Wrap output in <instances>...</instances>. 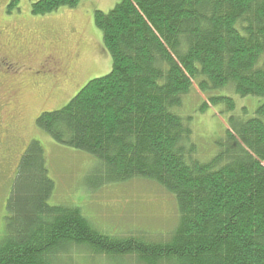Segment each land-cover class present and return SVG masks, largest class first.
Instances as JSON below:
<instances>
[{"label":"trees","instance_id":"1","mask_svg":"<svg viewBox=\"0 0 264 264\" xmlns=\"http://www.w3.org/2000/svg\"><path fill=\"white\" fill-rule=\"evenodd\" d=\"M79 3L39 0L32 11ZM94 20L111 72L37 126L97 159L90 188L147 181L174 197L177 216L163 233L115 235L78 206L51 205L55 183L33 140L7 201L0 264H264V102L247 119L251 103L215 94L264 98V0H121ZM193 88L206 94L198 112L232 113L205 157L184 112Z\"/></svg>","mask_w":264,"mask_h":264},{"label":"rangeland","instance_id":"2","mask_svg":"<svg viewBox=\"0 0 264 264\" xmlns=\"http://www.w3.org/2000/svg\"><path fill=\"white\" fill-rule=\"evenodd\" d=\"M37 1L0 0V31L3 34L0 41H8L25 53L35 51L40 45L58 47L62 52L56 54L62 56L64 52L63 56L69 58L66 59L73 79L72 83L62 84L59 88L50 82L43 87L45 89L36 90L25 87L29 79L22 75L19 80L21 90L0 87V241L5 235L7 201L17 168L33 140L43 146L49 176L55 183L49 200L51 205L78 206L98 228L110 234L125 235L146 230L143 227L163 233L170 217L177 216L173 196L142 180L111 184L96 190L90 188L86 178L97 159L56 143L36 123L42 113L66 106L90 80L111 72L112 57L103 46V33L96 27L94 12L107 13L121 0H80L74 9L64 7L46 15H35L32 5ZM50 79L57 78L51 76ZM228 92L217 91L215 94L231 96L238 106L251 103L253 108L244 117L247 119L255 115L264 102L262 97H241L233 91L232 94ZM205 97V93L193 88L184 109V112L189 110L188 116L192 117L194 135L199 140L197 146L203 150L204 157L211 152L214 154L213 149L216 153L215 142L224 136L225 121L232 114H222L221 111H225L223 105L198 112ZM207 146L214 148L205 151Z\"/></svg>","mask_w":264,"mask_h":264},{"label":"flooded vegetation","instance_id":"3","mask_svg":"<svg viewBox=\"0 0 264 264\" xmlns=\"http://www.w3.org/2000/svg\"><path fill=\"white\" fill-rule=\"evenodd\" d=\"M0 35H3L2 31ZM56 52L62 51L56 46L40 45L35 51L25 53L22 49L13 47V44L10 45L8 41H0V87L21 90L19 80L22 75H25V79H29L26 80L25 87L36 90L47 86L50 82L56 84L57 88L62 84L72 83L71 67L67 61L69 58L63 56L64 52L61 53L62 56L57 55ZM51 76L61 79L55 81L50 79Z\"/></svg>","mask_w":264,"mask_h":264},{"label":"bare ground","instance_id":"4","mask_svg":"<svg viewBox=\"0 0 264 264\" xmlns=\"http://www.w3.org/2000/svg\"><path fill=\"white\" fill-rule=\"evenodd\" d=\"M128 233V232H127Z\"/></svg>","mask_w":264,"mask_h":264}]
</instances>
